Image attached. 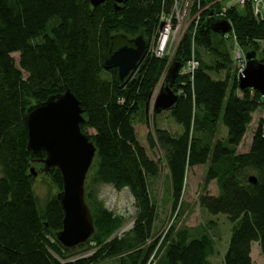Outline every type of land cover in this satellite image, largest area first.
<instances>
[{"label":"trees","instance_id":"16d2710c","mask_svg":"<svg viewBox=\"0 0 264 264\" xmlns=\"http://www.w3.org/2000/svg\"><path fill=\"white\" fill-rule=\"evenodd\" d=\"M161 1L124 0L118 9L112 1L93 8L89 0H0V264H97L121 255L120 264H145L153 253L157 242L144 245L155 222L150 181L159 175L160 167L139 144L133 118L147 104L167 63L144 55L137 72L130 75L135 77L118 84L116 70H105L101 57L114 35L131 38L143 33L146 39L157 25ZM227 17L238 46L244 52H257L264 41V21L257 23L247 6L231 9ZM206 23L194 37L195 49L211 52L220 61L212 66L199 62L192 81L179 84L183 78L177 77L174 87L182 94L169 111L182 133L172 136L154 128L146 141L149 150L158 147L164 153L173 211L179 205L187 169L208 164L204 188L216 181L219 193L201 195L199 204L211 215L227 216L233 224L221 264H252L253 242L264 254V119L249 151L238 154L236 149L252 113L262 105L255 91L238 94L236 71L231 84L228 75L223 80L210 76V72H228L233 61L214 45L212 36L219 33H212ZM190 44L191 36L186 34L173 62L184 63ZM13 54L19 55L17 65ZM66 89L84 111L82 131H93L89 136L97 150L95 177L116 191L128 189L138 214L124 239H110L121 219L107 211L92 216L95 233L89 242L99 249L88 258L61 263L51 253L65 250L54 237L63 215L57 194L43 207L39 205L30 167L41 165L40 157L27 150L24 116L30 106ZM219 125L226 129L224 141L217 138ZM251 175L256 185L248 182ZM45 176L59 193L60 173L54 169ZM159 245V264H213L207 260L214 254L209 235L190 238L188 231H181Z\"/></svg>","mask_w":264,"mask_h":264},{"label":"rangeland","instance_id":"374dc122","mask_svg":"<svg viewBox=\"0 0 264 264\" xmlns=\"http://www.w3.org/2000/svg\"><path fill=\"white\" fill-rule=\"evenodd\" d=\"M212 40L214 45L220 52H227L232 60V53L234 46L230 40H225L219 34H213ZM258 51L256 58L259 61L264 60V41L258 44ZM195 54L198 56L200 63L207 66L215 65L216 61H220L211 52L201 49L196 50ZM177 49L170 51L165 56L167 64L174 61ZM18 64L19 55H12ZM235 66H229L228 72L221 71L219 73L210 72V76L214 80H223L229 76L230 84L234 79ZM166 76L164 71L157 85L152 91L150 98L142 109L134 116L133 126L136 132V137L141 146L146 149L150 159L154 160L160 167L159 175L150 181L149 194L152 205L155 208V222L152 230V236L149 238L145 247H148L153 242H157L154 248V260L152 264H159L162 257V247L160 243L168 235L172 238L181 231H188L190 238H199L202 235H209L214 242V254L208 257V261L213 264H221L224 255L229 245V240L233 228V224L225 215H211L199 204V197L204 194L210 196H217L219 191L216 181H211L206 188H204V178L208 169V164L189 168L186 171L184 187L179 200V205L175 211L172 209V193L169 181V172L165 162L164 153L161 149L156 147L154 150H149L146 137L148 133L154 131V128L166 130L172 136H177L182 133V128L178 126L169 110L155 113L153 104L155 96L159 93L161 81ZM104 78L108 79L109 75L104 74ZM130 77V79H133ZM176 83V81H175ZM185 83L184 79H180L179 84ZM177 88V87H176ZM238 94L241 93L238 91ZM252 122L248 125L246 133L242 139L241 144L236 149L238 154L247 153L250 149L252 137L258 127L260 120L264 119V105L257 108L252 113ZM88 135H93V131L87 130ZM217 138L225 140L226 129L223 125H219ZM98 161L95 160L85 182L86 204L93 216L97 217L102 211H107L113 217L122 220V223L114 235L110 238L116 237L118 239L128 238L131 230L134 227V221L138 214V209L135 202L128 191L122 189L116 191L111 184H104L95 177ZM42 165L35 166L36 176L34 177L33 189L37 195L39 205L44 206L45 202L58 193V189L46 178L41 171ZM251 174V173H250ZM171 239V237H170ZM93 242L80 246L73 250H64L60 253L52 252V256L61 263L74 262L79 259L88 258L92 256L96 250ZM121 256L100 259L97 264H120ZM126 257V255H124ZM250 257L252 264H264V254L261 253L258 243L253 242L250 249ZM129 262V260H128ZM129 264V263H128Z\"/></svg>","mask_w":264,"mask_h":264},{"label":"water","instance_id":"95a60500","mask_svg":"<svg viewBox=\"0 0 264 264\" xmlns=\"http://www.w3.org/2000/svg\"><path fill=\"white\" fill-rule=\"evenodd\" d=\"M93 8L112 1L116 8L124 0H89ZM212 33L221 35L230 31L226 19H208L206 23ZM147 42L143 33L135 37L123 34L110 38V47L101 57L105 70L115 69L118 84L124 83L146 52ZM245 69L236 79L240 93L252 90L264 96V63L256 58L253 50L244 52ZM182 64L175 61L161 81L159 93L155 96V113L170 110L178 101L175 81ZM84 111L73 93L66 89L62 94L49 97L44 102L30 106L24 116L28 142L27 150L40 157L41 171L47 175L57 170L62 179V190L57 193L63 218L61 229L54 233L55 240L62 249L73 250L89 242L95 233L94 221L85 201V182L96 158L94 141L82 131ZM44 156V157H43ZM30 173L36 176L35 168ZM251 185H256L254 175L248 177Z\"/></svg>","mask_w":264,"mask_h":264},{"label":"built area","instance_id":"2783aa9c","mask_svg":"<svg viewBox=\"0 0 264 264\" xmlns=\"http://www.w3.org/2000/svg\"><path fill=\"white\" fill-rule=\"evenodd\" d=\"M249 7L253 19L259 23L264 21V0H162L160 12L157 16V25L146 38L147 47L145 56L156 59H164L171 50L177 49L183 37L191 36V52L182 63L178 76L185 81H192L199 68V60L195 54L194 37L198 28L208 19H226L231 27L230 31L223 34L225 40H230L234 46L232 61L236 70V77L245 69L244 51L238 46L232 24L227 15L231 9L241 10ZM171 66L167 64L165 72ZM137 72V70H136ZM183 84V83H181ZM178 96L182 94L177 89ZM264 105V96L259 99ZM264 137V125L261 128ZM154 253L150 255L145 264H152Z\"/></svg>","mask_w":264,"mask_h":264}]
</instances>
